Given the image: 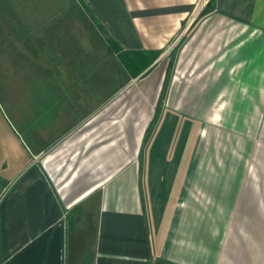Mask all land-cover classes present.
I'll use <instances>...</instances> for the list:
<instances>
[{
  "label": "crops",
  "instance_id": "crops-1",
  "mask_svg": "<svg viewBox=\"0 0 264 264\" xmlns=\"http://www.w3.org/2000/svg\"><path fill=\"white\" fill-rule=\"evenodd\" d=\"M55 1V47L111 43L124 81L60 92L30 159L0 131V264H264V0Z\"/></svg>",
  "mask_w": 264,
  "mask_h": 264
},
{
  "label": "rangeland",
  "instance_id": "rangeland-1",
  "mask_svg": "<svg viewBox=\"0 0 264 264\" xmlns=\"http://www.w3.org/2000/svg\"><path fill=\"white\" fill-rule=\"evenodd\" d=\"M65 2L0 0V131L8 136L6 144H9L10 149L7 156L18 153L30 159L35 150L31 141L35 129L40 135L46 131L49 136H43V139L48 143L52 141L50 133H57L61 129L54 117L63 114H58L54 108L61 105L68 109L81 101L76 95L65 98L59 94L80 89L82 86L77 79L85 74L99 72V82L96 78L87 82L89 92L92 93L99 83L100 90L105 91V97L113 94L124 81L123 67L110 55L107 46L104 49L102 44L97 45L88 51L81 40L75 39L71 48L69 46L61 50L60 43L59 48L55 47L58 40L63 46L67 39L71 40L70 28L56 32L57 7ZM68 16H61L63 22L59 20L57 23L71 24ZM73 20H77V16ZM71 55L73 66L76 67L73 72L78 75L68 81L60 76L67 63L57 60H65L64 57ZM88 101L92 104L91 96ZM3 147L0 141V151Z\"/></svg>",
  "mask_w": 264,
  "mask_h": 264
},
{
  "label": "trees",
  "instance_id": "trees-1",
  "mask_svg": "<svg viewBox=\"0 0 264 264\" xmlns=\"http://www.w3.org/2000/svg\"><path fill=\"white\" fill-rule=\"evenodd\" d=\"M214 2L215 0H210L209 3L207 4L206 8H205V11L203 12L204 13H207L208 11L212 10L214 8ZM110 41V39H109ZM113 44L109 43V49L110 51H112L114 49V47H112ZM124 56H122V60L124 61Z\"/></svg>",
  "mask_w": 264,
  "mask_h": 264
}]
</instances>
